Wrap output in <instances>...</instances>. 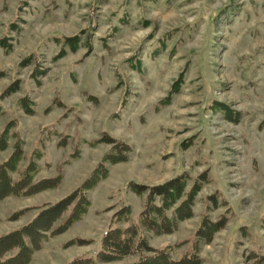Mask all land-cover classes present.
<instances>
[{"label":"rangeland","instance_id":"obj_1","mask_svg":"<svg viewBox=\"0 0 264 264\" xmlns=\"http://www.w3.org/2000/svg\"><path fill=\"white\" fill-rule=\"evenodd\" d=\"M11 81L0 131L13 119L24 156L43 148L35 177L62 178L0 200V233L90 172L111 146L91 139L108 132L132 147L88 191L86 215L43 242L29 264L90 253L122 202L133 217L140 210L145 192L127 181L153 184L182 170L203 180L191 213L173 232L150 235V245H172L178 257L193 249L201 218L222 215L198 244L199 264H253V251L264 253V0H0V92ZM23 96L31 112L17 104ZM72 151L78 156L63 165Z\"/></svg>","mask_w":264,"mask_h":264},{"label":"trees","instance_id":"obj_2","mask_svg":"<svg viewBox=\"0 0 264 264\" xmlns=\"http://www.w3.org/2000/svg\"><path fill=\"white\" fill-rule=\"evenodd\" d=\"M75 36L67 38V42L77 43ZM16 86L13 81L7 84L0 92V99L14 91ZM173 91L172 86L159 103H168ZM31 102L29 97L17 99V104L28 112L32 110ZM57 102H61L60 99ZM61 106H64V102H61ZM1 111L0 105V114ZM13 126L14 120L9 119L0 131V151L7 147L9 139H13L12 149L0 160V200L6 196L33 195L37 191L57 186L62 178L61 171L55 175L35 177L40 168L38 160L44 154L43 148L39 146L33 147L25 155L26 163L19 166L25 157L23 139L12 129ZM98 142H107L111 146L102 152L97 163L78 184L58 200L33 205L42 207L25 224L0 233V264H29L33 253L41 248L43 242L86 215L90 205L88 191L106 177L110 164L126 161L132 151L129 143L108 132H102L88 144ZM77 156L78 152L72 151L68 159H63L61 163L68 164L71 158ZM200 182L203 180L199 176L191 177L185 170L153 184L127 181L126 187L136 195L145 192L140 210L133 217L130 204L122 202L112 213L95 248L90 253L74 256L66 264H199L201 257L197 252L198 244L208 241L211 234L221 228L222 215L215 219L208 215L201 218L193 234V249L178 257L173 256L172 245L153 246L148 238L150 235L173 232L178 223L191 213ZM27 208H18L10 214V218ZM253 264H264V253L253 251Z\"/></svg>","mask_w":264,"mask_h":264}]
</instances>
